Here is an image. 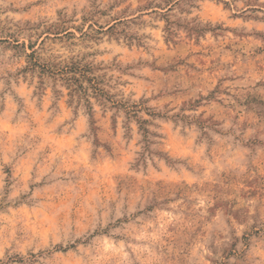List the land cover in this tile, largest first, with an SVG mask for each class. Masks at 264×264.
Segmentation results:
<instances>
[{"label":"rangeland","instance_id":"1","mask_svg":"<svg viewBox=\"0 0 264 264\" xmlns=\"http://www.w3.org/2000/svg\"><path fill=\"white\" fill-rule=\"evenodd\" d=\"M0 264H264V0H0Z\"/></svg>","mask_w":264,"mask_h":264},{"label":"trees","instance_id":"2","mask_svg":"<svg viewBox=\"0 0 264 264\" xmlns=\"http://www.w3.org/2000/svg\"><path fill=\"white\" fill-rule=\"evenodd\" d=\"M34 54H35V52L32 51L30 55H27V58L30 60L29 61V66L31 68L39 67L43 71H46V70H44V68L40 67L39 65H37L35 63ZM64 74H66V73H62L61 75H64ZM64 79H65L64 81H66L68 83V85L72 88L71 93H73L75 95L82 93V96L85 95V89L79 85V80H75L74 78H64ZM142 124H144V122ZM140 130L144 134V142L146 144H148L149 141L147 140V138H148V135H150V133L145 128H140Z\"/></svg>","mask_w":264,"mask_h":264}]
</instances>
